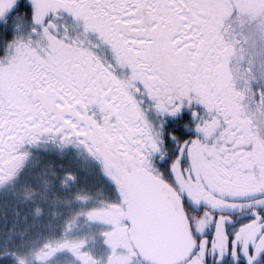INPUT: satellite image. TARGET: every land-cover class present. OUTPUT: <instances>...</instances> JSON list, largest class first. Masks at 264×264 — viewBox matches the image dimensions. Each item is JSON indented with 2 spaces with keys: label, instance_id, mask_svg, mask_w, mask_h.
Segmentation results:
<instances>
[{
  "label": "snow or ice",
  "instance_id": "snow-or-ice-1",
  "mask_svg": "<svg viewBox=\"0 0 264 264\" xmlns=\"http://www.w3.org/2000/svg\"><path fill=\"white\" fill-rule=\"evenodd\" d=\"M0 264H264V0H0Z\"/></svg>",
  "mask_w": 264,
  "mask_h": 264
}]
</instances>
